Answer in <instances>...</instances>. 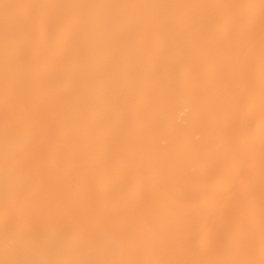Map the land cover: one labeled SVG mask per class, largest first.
<instances>
[{
  "label": "bare ground",
  "instance_id": "obj_1",
  "mask_svg": "<svg viewBox=\"0 0 264 264\" xmlns=\"http://www.w3.org/2000/svg\"><path fill=\"white\" fill-rule=\"evenodd\" d=\"M0 264H264V0H0Z\"/></svg>",
  "mask_w": 264,
  "mask_h": 264
}]
</instances>
